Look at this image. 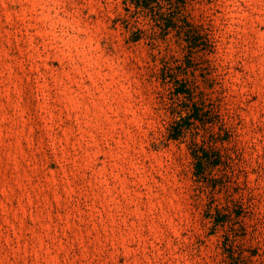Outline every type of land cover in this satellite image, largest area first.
Returning <instances> with one entry per match:
<instances>
[{
	"label": "rangeland",
	"instance_id": "1",
	"mask_svg": "<svg viewBox=\"0 0 264 264\" xmlns=\"http://www.w3.org/2000/svg\"><path fill=\"white\" fill-rule=\"evenodd\" d=\"M0 264H264V0H0Z\"/></svg>",
	"mask_w": 264,
	"mask_h": 264
},
{
	"label": "trees",
	"instance_id": "2",
	"mask_svg": "<svg viewBox=\"0 0 264 264\" xmlns=\"http://www.w3.org/2000/svg\"><path fill=\"white\" fill-rule=\"evenodd\" d=\"M126 1H129L130 4H132L136 9H150V6L152 3H156L158 0H124V2L126 3ZM178 2H184V0H177ZM177 94H184L183 91H180L179 89H176L175 91ZM190 119V117L188 118H181V121L184 122V127H188V125L190 124L188 122V120ZM182 125H180V122H177L174 126H172L170 128V138L172 139H177L179 138L180 134L182 133ZM195 157V160H196V164L195 166L200 169V167H202L203 165V158L200 157V156H197V155H194ZM197 169V173H198V170Z\"/></svg>",
	"mask_w": 264,
	"mask_h": 264
}]
</instances>
